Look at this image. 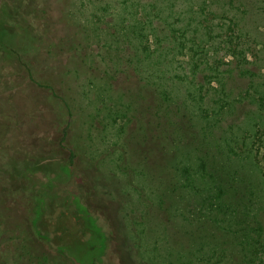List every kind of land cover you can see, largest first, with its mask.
Returning a JSON list of instances; mask_svg holds the SVG:
<instances>
[{
  "label": "rangeland",
  "instance_id": "rangeland-1",
  "mask_svg": "<svg viewBox=\"0 0 264 264\" xmlns=\"http://www.w3.org/2000/svg\"><path fill=\"white\" fill-rule=\"evenodd\" d=\"M0 21V264H39L44 255L42 264L217 263L205 236L190 230L220 228L205 215L204 197L172 193L174 209L163 210L153 183L173 189L184 166L201 167L193 145L171 165L148 145L151 182L136 165L134 110L121 135L135 95L159 76L204 126L218 120L194 104L207 94L201 83L224 100L221 82L232 76L236 114L216 137L237 141L226 164L243 169L235 204L254 232L264 229V0H0ZM106 70L113 79L105 85ZM252 230L238 227L224 246L229 264L243 261L235 234Z\"/></svg>",
  "mask_w": 264,
  "mask_h": 264
},
{
  "label": "trees",
  "instance_id": "trees-1",
  "mask_svg": "<svg viewBox=\"0 0 264 264\" xmlns=\"http://www.w3.org/2000/svg\"><path fill=\"white\" fill-rule=\"evenodd\" d=\"M234 1L235 0H231L233 4ZM234 25L236 27L238 26L236 23ZM132 27L135 29L136 34L137 24ZM5 30L6 27H4L3 23L0 21V45L3 47H5L3 42V37L6 36ZM231 33L232 35H237L238 31L234 29ZM198 55V53L195 54V59ZM142 61L143 59H138L139 64H141ZM212 66L213 64H207L209 70L213 69ZM200 68L201 65L196 61L193 66V71L195 70L194 72H196L197 69ZM109 71L106 70V72H104L108 79L105 85L113 79V76L110 75L111 72ZM139 72L140 68L135 67V74L138 75ZM221 75H227V72L222 71ZM231 78L232 76H228L227 83L225 84L221 82L223 86L222 95L225 97L224 100L219 99L218 101L216 99L217 94L219 96V91L217 88H213V85L210 82L201 83V89L207 92V94L204 95V98L200 96H198L199 98L197 96L193 98L196 102L194 104L196 105L197 110L201 111L202 116L205 115L206 118H211L212 116L217 117L215 121H218L212 125H202L200 123L202 118L197 117L190 110L191 117H189L183 109V104L176 100V97H173L170 88L164 81V76H159V78L155 79L148 78V81L142 85L139 93L135 95V104L132 103L130 104V107H128L129 111L127 109L128 112L124 115L125 119L123 120V125L120 129L121 135L128 132L129 124L132 123L134 119V115L132 114L135 112V122L138 120V128L135 130V147H137L135 153L140 154L141 156V162L136 165L140 167L138 168L139 171H142L140 176H145V179L151 177V182H153V177L149 175L151 171L146 168V165L150 160L148 155L151 152V149L147 148L148 145H153L157 148V151L164 152V154L169 156L170 165L175 162L177 157L176 151L182 153L179 149L183 148L184 145H193V150L202 157L197 158L203 162L201 167L196 165L184 166L181 170V174L178 170L181 179L179 183L176 181L177 184H174L173 189H171L173 183L170 186V183H165L160 179L157 181L158 183L156 181L153 183L159 195V207L163 210H167L168 207L171 208V206L174 209L175 202L171 199L173 196L172 193L178 195V193L184 192L187 195L204 197L203 210L205 215L211 218L212 224L218 223L220 228L217 229L214 225L215 228H203L201 232L198 229L191 228L190 230L192 236H205L204 246L210 248L212 253V258H210L215 260L219 255L216 264H229L228 257L231 249L223 248L229 244L231 236L235 233L238 227L245 226L247 223L250 230L256 228L253 226L255 225L253 220L246 219V216V218H244L241 214V207L235 204V200H238L243 192L242 184L245 182L242 178L243 169H236L235 172L226 169V164L233 161L230 154H233V151L238 149L237 146H235L237 141L228 138L223 140L216 137V128L222 120L229 114H232L231 118L233 119L236 114V112L233 114V103L236 102V100L231 99L233 91L228 82ZM224 79H226V76ZM101 83L103 84V81H101ZM211 91L215 93L211 94ZM210 94L212 97L208 99L207 96ZM151 98L155 105H149L147 107L146 100ZM209 104H212L213 106ZM217 104L219 105L218 108H216ZM133 110L134 112H132ZM148 115L150 116V121L148 120ZM116 116L118 117L117 113ZM186 116H188V118ZM220 116L222 119L219 121ZM185 117L188 120L185 121ZM107 120H114L113 115H111V119L109 115ZM237 140L241 142V140ZM247 140V138H242V141H244L245 144L247 143ZM180 142L181 144H179ZM262 142L264 143L263 139L260 140V143ZM176 144L179 145L177 146ZM213 148L219 151L220 154L218 155V153H215ZM179 185L181 186L178 187ZM255 194V191L253 192L250 190V195H252L251 201L254 199V196L256 197ZM249 213L250 211H247V214ZM258 216L259 213H256L255 217L257 218ZM221 231L224 232V234H221L223 236L222 239L224 240H221L218 235ZM209 232H212L213 235H208ZM261 233H264L263 228H260V233L252 230L250 233L241 237H239V235L236 236L235 234V240L243 244V261L241 264H264V250L261 249L262 245H264V234L262 236L260 235ZM47 260L50 259L44 255L38 261L39 264H42Z\"/></svg>",
  "mask_w": 264,
  "mask_h": 264
},
{
  "label": "flooded vegetation",
  "instance_id": "flooded-vegetation-1",
  "mask_svg": "<svg viewBox=\"0 0 264 264\" xmlns=\"http://www.w3.org/2000/svg\"><path fill=\"white\" fill-rule=\"evenodd\" d=\"M47 262V261H46Z\"/></svg>",
  "mask_w": 264,
  "mask_h": 264
}]
</instances>
